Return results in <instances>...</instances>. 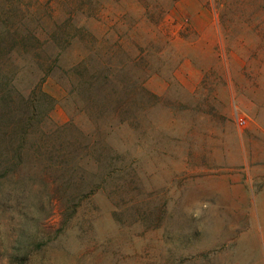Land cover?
<instances>
[{
    "label": "rangeland",
    "instance_id": "374dc122",
    "mask_svg": "<svg viewBox=\"0 0 264 264\" xmlns=\"http://www.w3.org/2000/svg\"><path fill=\"white\" fill-rule=\"evenodd\" d=\"M260 150L264 0H0V264H224Z\"/></svg>",
    "mask_w": 264,
    "mask_h": 264
},
{
    "label": "crops",
    "instance_id": "0c3cea01",
    "mask_svg": "<svg viewBox=\"0 0 264 264\" xmlns=\"http://www.w3.org/2000/svg\"><path fill=\"white\" fill-rule=\"evenodd\" d=\"M251 162L255 164L249 169L251 183L263 181L258 191L240 175L229 176L222 191L212 190L215 194L208 203L211 211L229 222L225 248L219 252L224 264H264V150L257 151Z\"/></svg>",
    "mask_w": 264,
    "mask_h": 264
},
{
    "label": "built area",
    "instance_id": "2783aa9c",
    "mask_svg": "<svg viewBox=\"0 0 264 264\" xmlns=\"http://www.w3.org/2000/svg\"><path fill=\"white\" fill-rule=\"evenodd\" d=\"M240 121V123H242V121L241 120H239Z\"/></svg>",
    "mask_w": 264,
    "mask_h": 264
}]
</instances>
